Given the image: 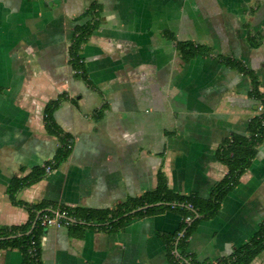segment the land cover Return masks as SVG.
Segmentation results:
<instances>
[{
  "label": "crops",
  "instance_id": "0c3cea01",
  "mask_svg": "<svg viewBox=\"0 0 264 264\" xmlns=\"http://www.w3.org/2000/svg\"><path fill=\"white\" fill-rule=\"evenodd\" d=\"M92 1L98 25L80 47L87 84L74 75L68 48ZM246 23L264 35V0H0V225L28 218L6 186L56 154L58 138L43 115L62 92L52 114L72 135V149L19 198L111 207L154 187L158 167L174 190L206 197L227 171L215 147L232 132H247L256 103L249 77L217 55L240 58L264 91V37L250 45ZM175 39L210 52L184 60ZM263 218L264 138L217 213L199 221L188 250L198 260L226 255ZM180 219L166 210L115 232L86 228L81 237L65 225L48 226L42 264H169L157 232L176 230ZM0 264H21L20 251L1 248ZM249 264H264V250Z\"/></svg>",
  "mask_w": 264,
  "mask_h": 264
},
{
  "label": "trees",
  "instance_id": "16d2710c",
  "mask_svg": "<svg viewBox=\"0 0 264 264\" xmlns=\"http://www.w3.org/2000/svg\"><path fill=\"white\" fill-rule=\"evenodd\" d=\"M99 5L96 1L90 2L84 15L88 19L82 24L74 26L68 48L69 63L74 75L90 84L83 59L80 55L81 44L98 25ZM172 37L171 33H167ZM264 35L253 32L246 23V39L252 46H258ZM175 46L184 60H189L197 54H208L210 47L192 40H176ZM225 65L244 73L249 77L250 88L248 95L255 100L253 109L261 103L263 110L253 113L248 120L247 132H232L222 139L214 149L216 160L226 165V173L216 180L209 189L206 197L194 191L180 192L168 185L167 177L161 167L156 171V184L136 195H128L125 199L116 202L111 207L93 208L82 205L69 206L51 201L28 202L17 196L18 191L46 174L45 165L53 168L65 159L73 146L72 135L64 131L54 120L53 111L64 100L65 93L58 94L46 102L44 106V126L48 132L58 138V148L54 157L43 165L34 166L25 175L13 176L6 186V191L13 204L22 206L28 211V218L20 224L0 225V249L17 248L21 253V264H42L40 237L48 225H43L41 219L44 214L54 215L59 212L60 220L68 219V234L83 236L86 228H97L106 232H115L123 229L125 224L133 218L162 213L166 210L177 213L181 219L178 228L172 232L159 230L158 236L165 246V257L169 264H249L251 260L264 250V218L257 228L240 244L234 245L231 251L215 259L198 260L195 254L188 250V240L196 229L200 220L212 218L220 208L226 194L240 181L241 174L248 168L254 158L258 145L264 138V91L259 88V77L256 71L247 67L237 57L217 55ZM105 104H102L94 113L99 116ZM159 202L158 204H153ZM145 208L131 211L139 206L151 204ZM188 217V219H187Z\"/></svg>",
  "mask_w": 264,
  "mask_h": 264
},
{
  "label": "built area",
  "instance_id": "2783aa9c",
  "mask_svg": "<svg viewBox=\"0 0 264 264\" xmlns=\"http://www.w3.org/2000/svg\"><path fill=\"white\" fill-rule=\"evenodd\" d=\"M263 110V105L261 103H258L256 105V109H254L253 113H259L260 111ZM52 169L50 164H46L45 165V170L46 172L50 171ZM64 212H62V214H60L59 212H55L54 215L50 216L47 214H44L42 219H41V223L43 225H48V226H61V225H66L68 223V219H65V221H61L60 217L61 215H63ZM188 219V217H187Z\"/></svg>",
  "mask_w": 264,
  "mask_h": 264
},
{
  "label": "water",
  "instance_id": "95a60500",
  "mask_svg": "<svg viewBox=\"0 0 264 264\" xmlns=\"http://www.w3.org/2000/svg\"><path fill=\"white\" fill-rule=\"evenodd\" d=\"M158 203H159V202H156V203H153V204H158ZM150 205H152V203H151V204H145V205L139 206V207H137V208H135V209H133V210H131V211L133 212V211H135V210H137V209L145 208V207L150 206Z\"/></svg>",
  "mask_w": 264,
  "mask_h": 264
},
{
  "label": "rangeland",
  "instance_id": "374dc122",
  "mask_svg": "<svg viewBox=\"0 0 264 264\" xmlns=\"http://www.w3.org/2000/svg\"><path fill=\"white\" fill-rule=\"evenodd\" d=\"M177 214V213H176Z\"/></svg>",
  "mask_w": 264,
  "mask_h": 264
}]
</instances>
